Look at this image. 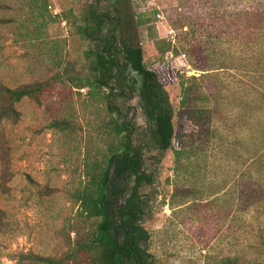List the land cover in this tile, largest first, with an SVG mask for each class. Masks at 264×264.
Listing matches in <instances>:
<instances>
[{"label": "rangeland", "instance_id": "374dc122", "mask_svg": "<svg viewBox=\"0 0 264 264\" xmlns=\"http://www.w3.org/2000/svg\"><path fill=\"white\" fill-rule=\"evenodd\" d=\"M128 1L143 66L172 109L169 149L139 155L153 178L137 190L147 200L137 222L145 264H264V38L235 39L231 26L236 9L258 0ZM95 5L48 0L44 12L0 0V85L52 83L0 120V264H71L64 258L87 230L73 200L85 166L124 137L132 149L151 145L132 71L133 90L78 86L94 44L75 27ZM97 11L113 14L105 0ZM60 121L67 128L52 127ZM121 122L131 131L115 136ZM180 150L184 171L174 173Z\"/></svg>", "mask_w": 264, "mask_h": 264}, {"label": "trees", "instance_id": "16d2710c", "mask_svg": "<svg viewBox=\"0 0 264 264\" xmlns=\"http://www.w3.org/2000/svg\"><path fill=\"white\" fill-rule=\"evenodd\" d=\"M47 1L30 0V3L33 8L45 12ZM105 1L112 8V23L99 21L93 7L87 12L88 18L83 20L82 25L75 27V33L92 44L91 38L95 39L94 34L98 33V29L100 32L101 26L105 24L107 36L113 37L119 47V57L116 62V52L108 54L109 49H105L108 41L102 47L93 43L94 46L84 53L89 79L78 86H88L94 90L101 88H108L110 91L133 90L132 79L126 76L120 79L123 68L132 71L138 79L135 89L137 104L149 127L151 139V145L146 142L143 144L146 148L151 146L158 153H164L170 147L173 134L172 109L155 75L143 66L142 51L135 39V29L141 25V21H136L133 17L128 0ZM250 5L236 9L232 13L231 26L235 32V39L241 38L245 42L250 40L253 44L264 38V0L253 1ZM239 26L241 28L238 30ZM161 52H170L169 41L166 42V49ZM127 83L130 84L126 85ZM51 86L52 83L49 81L17 86L14 89L0 85V120L15 115L14 103L25 97L35 99ZM179 88L182 95L181 104L186 90L183 89L182 83ZM61 126L67 128V123L64 121L52 123L54 128L60 129ZM122 132L127 134L130 132L123 122L114 126L115 136ZM126 140V137L121 138L116 146L107 151L105 157L99 161H90L85 166L82 174L83 184L74 192L73 200L77 205V217L87 226V230L82 237L76 239L72 253L64 258L71 261V264L146 262L141 245L147 237L137 222L144 215L147 200L144 196L142 199L137 190L144 184L142 180L149 183L151 177L145 178L141 170L139 150L142 146L132 151ZM172 157V171L174 173L184 171L183 161L187 159V155L180 150L174 151ZM78 257H83V260L77 261ZM37 260L42 261L40 258Z\"/></svg>", "mask_w": 264, "mask_h": 264}, {"label": "flooded vegetation", "instance_id": "af4514ba", "mask_svg": "<svg viewBox=\"0 0 264 264\" xmlns=\"http://www.w3.org/2000/svg\"><path fill=\"white\" fill-rule=\"evenodd\" d=\"M97 2L99 3V0H98ZM94 12H95V11H94ZM104 15L107 16L108 19H105V18H104ZM95 16L98 17V20H99V21H103V22H105V23H112V21H111V17H110L107 13H105V12L96 11V12H95ZM97 27H98V25H97ZM99 33H100V32H99V29H98V33L94 34L95 39L91 38V41H92L93 43L99 44V46H101V47H102V45H103L105 42L108 41V44H107V46L105 47V49H109L108 54H113L114 52H116V55H115V61L117 62V59H118V57H119V47L115 44V39H114L113 37H111V36H105V37H103V38H100V37H99ZM116 47H117V48H116ZM118 68H122V66H118ZM127 71H128V70L125 69V68L122 69V73H121V77H120V79H121L123 76L128 77V73H127ZM120 79H119V81H120ZM119 81H118V82H119ZM125 87H126V86H125ZM126 90H129V89H126ZM117 91H118V90H117ZM118 92H119V91H118ZM118 92H114V93H112V94L117 95ZM141 146H142V144H141ZM137 149H138V147H135V148L132 149V151H135V150H137ZM143 149H144V148H142V149L139 150V155H140V153L143 151ZM143 176H144L145 178H146V177H149V176L146 175V174H143ZM142 182H143V183H146L145 180H142ZM145 259H146V258H145ZM145 261H146V260H145Z\"/></svg>", "mask_w": 264, "mask_h": 264}, {"label": "water", "instance_id": "95a60500", "mask_svg": "<svg viewBox=\"0 0 264 264\" xmlns=\"http://www.w3.org/2000/svg\"><path fill=\"white\" fill-rule=\"evenodd\" d=\"M98 10V2H96V5H95V7H94V11L96 12ZM104 18L105 19H108V17L107 16H105L104 15ZM98 32V31H97ZM117 48V47H116ZM129 131H131L130 129H129ZM127 141V143H128V147L130 148V143L128 142V139L126 140ZM145 147V144H143L142 143V148H144ZM141 164H142V162L140 161V166H141ZM153 183V178H151V181L149 182V184H152Z\"/></svg>", "mask_w": 264, "mask_h": 264}]
</instances>
